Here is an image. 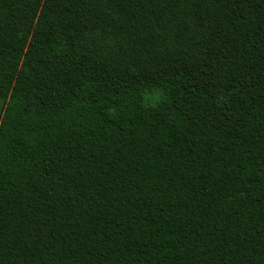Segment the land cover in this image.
Segmentation results:
<instances>
[{"label": "trees", "instance_id": "1", "mask_svg": "<svg viewBox=\"0 0 264 264\" xmlns=\"http://www.w3.org/2000/svg\"><path fill=\"white\" fill-rule=\"evenodd\" d=\"M0 264H264V0H0Z\"/></svg>", "mask_w": 264, "mask_h": 264}]
</instances>
